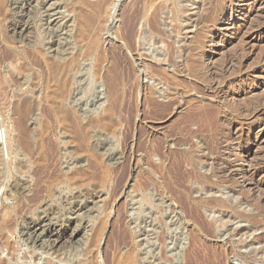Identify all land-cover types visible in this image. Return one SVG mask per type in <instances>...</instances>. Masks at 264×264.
<instances>
[{
  "label": "rangeland",
  "instance_id": "374dc122",
  "mask_svg": "<svg viewBox=\"0 0 264 264\" xmlns=\"http://www.w3.org/2000/svg\"><path fill=\"white\" fill-rule=\"evenodd\" d=\"M37 1L38 9L23 12L20 5L27 0H0V130L6 133L5 140L0 136V220L6 218L10 226L7 241L0 240V258L7 259L10 252L13 264H89L96 255L94 264H114L115 254L130 249L128 253L133 250L137 256L138 252L145 264H264V202H256L259 192L252 182L260 176H250L243 184L240 177L230 181L218 177L212 171L214 155L210 148L211 135L230 125L237 138L234 143L243 147L242 157L249 152L246 163L233 156L237 168L253 172L264 161V29H260L264 26V0H230L239 8L217 14L209 31L188 20L182 35L165 20L170 15L165 9L161 27L166 37L157 36L155 43H147L146 55L153 57L143 55V62L136 66L133 47L113 40L114 34L110 36V43L123 46L117 57L121 58L124 94L117 125L94 128L92 143L98 139L101 149L108 153L104 158L117 155L112 163L109 161L104 179L100 175L103 167L97 168L100 174L88 167L90 158L80 140L54 114L49 67L42 56L37 63L35 60L39 49L54 50L58 39L63 45L68 37H56L51 25L53 11L41 7L46 0ZM52 1L59 4L57 12L65 18L69 13L66 0ZM134 1L114 0L108 17L112 33H124L130 40L133 25L128 21ZM184 1L181 4L187 5V19L191 14L195 18L206 16L211 6L204 0ZM26 23L31 29H25ZM22 27L31 31L21 34ZM14 28L19 30L15 33ZM204 37L207 41L199 48L200 67L190 72L186 66L191 57L188 48ZM139 40L147 42L142 37ZM167 43L174 46L172 57ZM24 61L29 64L26 70L20 67ZM160 63L167 71H174L175 79L166 81L149 73L150 64L156 68ZM84 64L82 79L75 81V96L86 115L83 125L101 115L94 111L99 101L98 82L91 63ZM24 108L29 113L22 117ZM208 124L214 130L207 129ZM189 131L194 132L191 141ZM23 133L35 150L43 147L42 162L23 150ZM184 137L188 140L181 139ZM237 151L234 149L232 155ZM190 156L197 159V167H192ZM175 160H180V166L175 167ZM77 169L85 175L72 178ZM178 183L181 187L176 191L174 185ZM99 192L103 197L92 202L93 194ZM214 198L228 200L248 217H239L229 207L212 208L209 202ZM41 219L47 220L48 229L42 231L39 242L26 232L29 223ZM72 219L75 228L83 232L82 241H69L55 251L48 237L49 226L68 224ZM100 226L97 254L92 239ZM244 227L248 230L237 232Z\"/></svg>",
  "mask_w": 264,
  "mask_h": 264
},
{
  "label": "bare ground",
  "instance_id": "6f19581e",
  "mask_svg": "<svg viewBox=\"0 0 264 264\" xmlns=\"http://www.w3.org/2000/svg\"><path fill=\"white\" fill-rule=\"evenodd\" d=\"M61 2L62 1H60L59 3H61ZM113 2H114V0H66L64 3L66 4V6L68 8V10L66 9V11H69V13L65 18H63V17H61V14H59V12H57L58 11L57 8H58L59 4H57L56 2H54L52 0L42 1L41 7L47 8V10H49L51 13L53 11V13L51 14V25H52V29H54L56 32V37H61V35L64 34L68 38H67L66 43L63 45L60 43V41H59L60 39H58L57 42L54 41L55 42L54 45H57L54 50H51L50 48L48 49L47 47L45 48V50L42 48L39 49L38 50L39 54H38V56H36V60H35V62L37 63L39 60V56H42V59L46 62V65H48V67H49V70H50L49 77H51L50 87H51V93H52V107H53L54 114L56 115V118L59 119L62 123H64L66 128H71L72 131L74 132L72 134H75L77 136V141L80 140L79 142L82 146L83 152L88 154V156L90 158L88 167L93 168V169L96 168V170L99 167H103V170H100L101 174L97 170L103 179L107 175V172L109 171V168L111 166L109 161L111 162L112 159H115V157L117 155L115 156V154H109L108 155L109 158L107 157L108 160H106L104 158L106 156V154H108V153L105 150L101 149L98 139L95 140V144L92 143V139H93V135H94V131H95L94 128L99 127V128L109 129V128H112V127L117 125V120H118L119 115H120L119 113L121 112V109L123 106V94H124L123 93V85H124L123 84V71L121 69L122 64L120 66V63H119V62H121V60L119 61V59H121V58L117 57L119 54L121 55V50L123 49V46L122 45H115L114 43H110V42H113L112 39L113 40H115V39L123 40L124 43H126V45L128 43L130 46L133 47V65L136 66V65H139L143 62V58H144L143 55H146V51L149 50L146 48L147 43H155L156 42L155 38L157 36L162 37V39H163V37H166L165 36V30L161 27V25H162L161 19H162L163 13H165V9H168V11L170 13V15H168V16L164 15L165 20L168 19L171 22L173 31L176 32L177 34H179L182 32V30L184 28V26H183L184 23H187L188 20L195 22L197 24V26L200 25L199 28L203 29V31L204 30L209 31V27H210L211 23H213L215 16L217 14H225V12H228V11L234 12V10L239 8L238 5H235L233 3V1H230V0L222 1L221 3H219L217 0H204L205 4L211 5L207 8L208 9L207 15L203 16L200 14L198 18H195V16L193 17L191 14V16L188 17V19H187L185 16H186V14L188 15L189 10L186 7L187 5H184L183 3L181 4V0H135L134 5H133V13H132L133 15L132 14L130 15L129 21H128L129 24L133 25V39L130 40L127 37V35L124 33H121L118 31L116 33H112V31H113L112 30L113 27L111 26L112 23L110 25H108V22H109L108 17L110 15L109 10H110V7L112 6ZM183 2H185V1L183 0ZM39 3H38V1L36 2V0H27V2H23L20 6H21V9L23 12L24 11L28 12V11L34 10L35 7H36V9H38L37 6ZM140 3H142L141 6H139ZM193 4H195V2ZM260 4H262V3H260ZM4 6H5V4H4ZM60 6H62V5H60ZM190 9H191V7H190ZM196 9H197V7H196ZM203 13H204V11H203ZM205 14H206V11H205ZM49 15H50V13H49ZM132 22H133V24H132ZM188 25H190V24H188ZM212 25H214V27H216L215 24H212ZM190 26H192V25H190ZM24 27H25V29L26 28L31 29V25L29 23H26L24 25ZM129 27H130V25H129ZM218 27L220 29V27H222V25L220 24V26H218ZM188 28H189V26H188ZM106 29H107V32H105ZM200 29L197 31H200ZM260 29L263 30L264 26ZM18 30H16L15 28L13 29V31L15 33ZM20 30L21 31H19V33H21V34L28 32L26 30H25L26 31L25 32L23 27ZM116 30H117V28H116ZM104 32L106 34H109V36H107V38H104ZM182 33H184V32H182ZM182 33H181V35H182ZM194 33H195V35H197L196 32H194ZM112 35L114 37H112V39H110V36H112ZM140 37L145 38V41H147V42H141L139 40ZM206 39H207V37L201 42H196V40H195L194 43L193 42L190 43V48H188V50H189L188 55L191 57L189 59L187 58L188 60L186 62L188 64V61H189V64L186 66H188V70L190 72L196 71L200 67V62H199L200 55H199V53H201V52H199V48L202 46V44H204L207 41ZM167 41L168 40H166L165 42H167ZM107 42L110 43L111 46L107 47L108 46ZM167 45L166 46L169 47L170 57H172L173 56L172 54L174 51V46H173V44H169V43H167ZM51 48H54V47H51ZM53 53L55 55H53ZM177 53H178V51H177ZM186 53H187V51H186ZM146 56L153 57V55L151 56V54L146 55ZM146 56H145V59H146ZM8 58H9V56H8ZM185 58H186V56H185ZM85 61L86 62L88 61L89 63H91L93 71H94V76L96 77L97 82H98L97 92H98L99 101L96 102L95 108L94 107L93 108H94L95 112H99L98 114H101V115L94 118V119H91L89 123L83 125L82 121L86 118V115H84L82 112L83 108L81 109V107H79V105H80L79 101L80 100L75 96V92H76L75 91V81H76V78L82 79V76L84 75L83 73H85L82 71L84 69L86 70V68H84V69L82 68V67H84V65H86V64H84V63H86ZM171 61L173 62L172 58H171ZM162 62H164V61H162ZM27 65H29V64L26 61H24L20 67H21V69L26 70ZM152 65L151 64L149 65V71H150L149 73H156V75H158L160 77V79H164L167 81L169 79H173V78L175 79V76H177V75H175L174 71L173 72L167 71V68H165L163 63H160L156 68L152 67ZM81 68H82V71H81ZM136 69H138V68H136ZM230 69H231V67H230ZM230 69H226V70H230ZM208 71H210V70H208ZM223 72H226V71L224 70V71H222V73ZM222 73L219 75L222 76ZM212 75H214V74H212ZM138 76L140 77L139 74H138ZM214 76H216V75H214ZM150 77H151V74H150ZM141 79H142V77H141ZM141 79H140V81H141ZM157 79H159V78H157ZM80 81H82V80H79V82ZM103 87H105V89H103ZM223 89H224V87H223ZM224 91H225V89H224ZM156 93H158V92L156 91ZM223 94H225V93L223 92ZM159 95L161 96V94H159ZM262 106H263V104H262ZM159 107H160V105H159ZM253 107H255V105ZM25 109L26 108H24V110H21L22 117H24L25 115H27L29 113V112H26ZM255 109H257V107ZM165 110H164V112H165ZM197 114H199V113H197ZM20 120H21V118H20ZM213 128H214V126H212V124L207 125V129H209L210 131L214 130ZM232 131L233 130H232L231 126L229 125V128L220 129V131L218 133H216V135H213V136L211 135L210 148L212 150L211 154L214 155V156L212 155L213 158H211V159H213L212 171L216 175H218V177H222V178L229 180V181H230V179L232 180V179H236L237 177H240L241 178L240 180L243 181L242 184L245 183V181L247 179L249 180L248 177H250V176L251 177L260 176L258 180L255 178H254V180L252 179V182L254 184L253 185L254 190L256 189L259 192L258 198L257 197H256L257 199L255 198L256 202H258V204H259V202L263 203L264 202V185L262 182L264 181V161L259 162V164L257 163L259 165L258 169L253 170V172L250 170L252 172L251 175H249L250 171L248 169H245V167L239 168V166H238V168H237V166L235 165L236 160L232 159L233 156H235V158H237V160H240L242 162L245 161V163H246V161H247L246 158L248 157L249 152L246 153V157H242V154H244L243 153V147L240 144L234 143V142H236L235 140H237V138L236 139L234 138L235 136H234V133ZM5 134H6L5 129L0 130V136L4 140L6 138ZM188 134H189L188 137L190 139V136H192L194 134V132L189 131ZM208 136H209V133H208ZM74 138H76V137H74ZM186 138L187 137H184L181 139L186 141ZM187 140H188V138H187ZM191 140L192 139H190V141ZM248 140H250V139H248ZM21 143H22L24 151H27L29 154L35 155L34 158L36 157L37 162H42L44 160L45 155L43 152V147L40 146L37 148V150H35V148L32 147V145L28 139V135L26 133H23V136H21ZM131 143L133 146V139L130 141V144ZM204 145H206V144H204ZM236 148L239 149L240 151H237L236 155H232L233 150ZM9 150H10V147H9ZM189 159L191 161L192 167H197L196 166L198 163L197 159L193 156H190ZM116 160H117V158H116ZM174 163H175V167H176V166H180L181 162H180V160H175ZM82 172L83 171L81 169H77L76 171L71 173V176H72V178L81 177V175L84 174ZM166 172H167L169 178L172 177V174H171L169 169H168V171L166 170ZM192 172H194V171H192ZM99 174L98 175L96 174L98 176V177H96L97 179L100 177ZM87 175H88V173H87ZM186 175H187V173H186ZM191 175H192V173H191ZM179 176H181V175H179ZM93 178H95V177H93ZM180 178L182 179L183 176H181ZM173 179H174V177H173ZM179 181H181V180H179ZM219 181H220V179H219ZM182 184H183V182H182ZM249 186H251V185H249ZM48 187L50 188V185ZM180 187H181L180 183H178L177 185L176 184L174 185V188L176 191H178V189H180ZM240 187L242 188V186H240ZM123 189H124V187H123ZM256 190H255V192H256ZM102 197L103 196L100 192L93 194L92 202L96 203L97 201H100V198H102ZM200 200H202V199H200ZM209 205L212 208L229 207L232 210L234 209V211H236V214L239 217H243V218L248 217L247 213L235 210V206L232 204H229L228 200H226V199L214 198L213 201L209 202ZM198 206H199V204H198ZM261 208H262V206H261ZM225 212H226V210H225ZM7 213L8 212H6L4 215H6ZM46 221H47L46 219L32 221L31 223L28 224V226H27L28 230L26 233L30 237L34 234L36 236V239H39V242H40L41 239L43 238L42 231L48 229L47 228L48 223H46ZM9 230H10V226L8 224L7 219L2 217V219L0 220V240L1 241H4V242L7 241V233L9 232ZM246 230H248V228L244 227L241 230H238L237 232L240 233V232H243ZM101 234H102V226H100L95 231V233L93 235V239H92V248H95L97 250V252H96L97 254L100 253V251H99L100 245L98 244V241L100 240ZM82 235H83V232L79 228H75L73 219L70 220L68 222V224H58V225L56 224V225H53L51 228L49 226V231H48L49 241H50V244L52 245L53 249L54 248L58 249V248L62 247L63 245H65V243H67L69 241L81 242L82 241V238H81ZM129 250L130 249L120 250V252H118V253H121V254L119 256H117V258H116V255L118 253L115 254L114 264H141V263L145 264L146 261L143 260L144 258H142V256L138 252H137L138 255L135 256V255H133V250H131V252L128 253ZM122 252H127V253L124 254ZM95 257H96V255H94L93 258L90 259L89 264H94L93 262H94ZM192 258H193V256H192ZM206 258H208V257H206ZM12 259H13V255H10V252H9V253H7V259H1L0 258V264H13V263H11ZM97 260H98V257H97ZM98 262H100V261H98ZM214 263H216V262H214ZM207 264H209V263H207Z\"/></svg>",
  "mask_w": 264,
  "mask_h": 264
}]
</instances>
